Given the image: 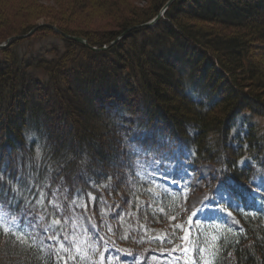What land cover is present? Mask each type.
<instances>
[{
	"label": "trees",
	"instance_id": "1",
	"mask_svg": "<svg viewBox=\"0 0 264 264\" xmlns=\"http://www.w3.org/2000/svg\"><path fill=\"white\" fill-rule=\"evenodd\" d=\"M167 1L124 10L102 0L117 16L115 30L93 35L70 26L67 8L0 6V43L32 30L25 38L63 42L29 58L15 49L23 39L0 50V207L21 228L0 226V264L76 263L34 243L25 231L33 215L54 234L50 224L58 231L73 212L108 218L120 195L134 198L128 208L136 211L138 198H155L137 162L174 157L191 170L214 166L210 190L226 191L246 225L217 231L210 264H264V191L252 185L264 177V74L249 47L264 40V0H173L142 26ZM50 26L107 48L91 50ZM118 152L115 174L106 166Z\"/></svg>",
	"mask_w": 264,
	"mask_h": 264
},
{
	"label": "rangeland",
	"instance_id": "2",
	"mask_svg": "<svg viewBox=\"0 0 264 264\" xmlns=\"http://www.w3.org/2000/svg\"><path fill=\"white\" fill-rule=\"evenodd\" d=\"M101 1L86 0L83 3L81 0H0V6L13 10L18 7L25 9L33 5L35 8H49L53 12L64 11L67 8L71 12L67 10L64 12L71 18L70 26L83 34L93 35L92 33L115 30L117 16L106 9V5L101 4ZM112 1L126 10L129 7L144 8L149 0ZM75 4L82 7L76 8ZM41 22L37 23L42 24ZM202 27L207 30L211 28L210 25H202ZM22 39L15 48L21 58H29L35 54L51 55L48 53L50 48L47 49L49 45L57 50H61L63 45L61 38L55 34L46 36L37 34L30 39ZM249 47L251 63L261 71V74H264L262 73L264 40H251ZM254 84L256 83L251 85L255 86ZM261 91L264 93V89ZM110 146L111 149L115 148L113 143ZM116 157L114 164L106 166L115 174L122 164L119 152ZM139 167L141 173L152 181L147 190L149 193H154L158 201L146 197L138 198L136 202L141 208L135 211L128 208L135 203L134 198L128 194L120 195L119 202L114 200L115 203L108 209L110 213L108 218L105 217L101 221H98L94 215L73 212L64 217L65 222L58 231L53 224H50L54 228L55 239L59 241L58 249L70 253L71 259L76 260V263L68 261L66 264H209L211 253L216 247L217 235L213 229L204 231L203 219L208 214L219 215L222 223L238 226L241 231L245 230L246 225L237 215L231 212L224 215L221 209L216 208L221 198V190L216 189L208 193L207 176L213 171L214 166L202 165L188 170L189 166H184V163L175 157L163 167H159L153 161L140 163ZM255 181L252 183L253 191H264V177ZM225 197L228 198L227 194ZM164 199L169 205H175L172 208L175 211L164 207ZM140 212L145 213L144 220H140ZM33 216L34 219L31 220L26 231L33 236L34 242L41 245L44 250H48L52 242L51 235L47 232L48 227L41 223L38 216L35 214ZM113 219L118 228H115ZM18 224V219H9L7 211L0 208L1 226L11 229ZM122 236H125L122 246L128 247L129 256L125 254L122 256L121 248L117 245ZM148 253H152L150 257Z\"/></svg>",
	"mask_w": 264,
	"mask_h": 264
},
{
	"label": "water",
	"instance_id": "3",
	"mask_svg": "<svg viewBox=\"0 0 264 264\" xmlns=\"http://www.w3.org/2000/svg\"><path fill=\"white\" fill-rule=\"evenodd\" d=\"M172 1H173V0H170V1H169V2L163 7V9L160 11V13H159L154 19H152V20H151L150 22H148V23L143 24L142 26H153V25L157 22V20H158L161 16H163L165 10L168 8L169 4H170ZM50 28L53 29V30H55L57 33H60L63 37H65V38H67V39H71V40H74V41H76V42H80V43H82V44L88 46L91 50L98 51V50H104V49L107 48V46H103L101 49L96 48V47H91V46H89V45L87 44L86 40L83 39V38H81V37H71V36H68V35L65 34V33L59 32V30L56 29V28L53 27V26H50ZM33 32H34V30L30 31L29 33H27V34H25V35H21V36H16V37L9 38L4 44H1V45H0V50L6 48V47H8V46H10L11 43H12L13 41L20 40V39H22V38H25V37L31 35ZM113 43H114V41L112 42V44H113Z\"/></svg>",
	"mask_w": 264,
	"mask_h": 264
}]
</instances>
